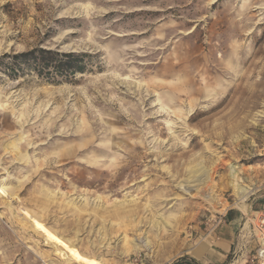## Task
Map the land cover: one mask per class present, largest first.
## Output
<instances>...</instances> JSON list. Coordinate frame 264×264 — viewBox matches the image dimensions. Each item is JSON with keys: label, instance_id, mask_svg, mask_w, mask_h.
<instances>
[{"label": "rangeland", "instance_id": "374dc122", "mask_svg": "<svg viewBox=\"0 0 264 264\" xmlns=\"http://www.w3.org/2000/svg\"><path fill=\"white\" fill-rule=\"evenodd\" d=\"M37 46L84 52L85 70L0 69V182L17 197L0 196V264H76L16 204L105 264H174L214 216L242 212L231 166L242 205L264 203V0H0V54ZM200 162L210 186L183 190ZM141 231L149 249L128 252Z\"/></svg>", "mask_w": 264, "mask_h": 264}, {"label": "bare ground", "instance_id": "6f19581e", "mask_svg": "<svg viewBox=\"0 0 264 264\" xmlns=\"http://www.w3.org/2000/svg\"><path fill=\"white\" fill-rule=\"evenodd\" d=\"M3 107L4 103L2 102V99L0 97V109ZM20 139L21 136H18L17 139L11 140L6 144L9 152H14L17 154L19 153V150L17 148V142ZM20 157L21 160L28 159L25 154H21ZM188 170L189 174L187 177V181L182 185L183 190L187 192L194 191L196 194H203L205 192L204 190H206V188L210 186L209 183L212 180L211 171L205 170V168L202 167L201 162L198 164V166L188 167ZM230 177V187L234 189L235 194L237 196L236 204L238 205L239 209L242 210L245 216L250 217L251 210H249V207H245L244 205H242L245 201L244 199L246 198V195L250 191V184L248 185L242 183L239 167L231 166ZM0 196L1 200H6L7 202H9L8 204L12 203L13 201H15L14 199L17 198L14 192L8 189V187H6L2 182H0ZM206 198H208L209 201H212L213 199L211 196L208 195H206ZM16 208L17 215L22 216L23 219L31 225L35 232L38 231L40 233L39 235H42L43 240H45L46 244L52 247V252H54L55 255H58L61 260L67 263L73 262L76 264H105L102 259L98 256L84 254L83 252H81L76 243L69 240V238L65 239L59 237L54 230L50 229L43 222H41L40 215L37 212L35 213L32 209L25 207L22 204H16ZM153 223L157 224V222ZM53 237H55V239H53ZM125 241L128 245V247L126 248L128 252H135L136 250L141 249H149L151 245L150 236H148L145 231H141L140 236L131 237L129 239H126Z\"/></svg>", "mask_w": 264, "mask_h": 264}, {"label": "crops", "instance_id": "0c3cea01", "mask_svg": "<svg viewBox=\"0 0 264 264\" xmlns=\"http://www.w3.org/2000/svg\"><path fill=\"white\" fill-rule=\"evenodd\" d=\"M250 210L253 213H264V203H252ZM242 213L235 209L223 213V221L209 233L205 229L202 240L187 247V255L174 264H243V256L244 259L251 256L248 253L251 244H248L246 235L242 233L250 218L243 213L247 218L244 223ZM242 223L244 225L240 227ZM255 245L252 251L257 243Z\"/></svg>", "mask_w": 264, "mask_h": 264}, {"label": "trees", "instance_id": "16d2710c", "mask_svg": "<svg viewBox=\"0 0 264 264\" xmlns=\"http://www.w3.org/2000/svg\"><path fill=\"white\" fill-rule=\"evenodd\" d=\"M84 52H60L56 49L33 47L30 50L0 54V69L16 77L26 71H34L47 82L58 83L85 70Z\"/></svg>", "mask_w": 264, "mask_h": 264}, {"label": "built area", "instance_id": "2783aa9c", "mask_svg": "<svg viewBox=\"0 0 264 264\" xmlns=\"http://www.w3.org/2000/svg\"><path fill=\"white\" fill-rule=\"evenodd\" d=\"M223 215L219 214L214 216L212 220H209V227L206 229V233L213 231L222 221ZM254 230L259 233L257 239V247L250 256V264H264V213H261L257 217V222L254 224Z\"/></svg>", "mask_w": 264, "mask_h": 264}, {"label": "snow or ice", "instance_id": "6c2138e0", "mask_svg": "<svg viewBox=\"0 0 264 264\" xmlns=\"http://www.w3.org/2000/svg\"><path fill=\"white\" fill-rule=\"evenodd\" d=\"M53 239H55V237H53Z\"/></svg>", "mask_w": 264, "mask_h": 264}]
</instances>
